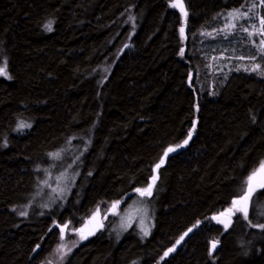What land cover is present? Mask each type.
Masks as SVG:
<instances>
[{
    "label": "trees",
    "instance_id": "1",
    "mask_svg": "<svg viewBox=\"0 0 264 264\" xmlns=\"http://www.w3.org/2000/svg\"><path fill=\"white\" fill-rule=\"evenodd\" d=\"M248 1L0 0V264H44L61 228L153 176L147 238L104 229L64 264H264V189L248 220H213L264 161V61L217 81L203 69V34ZM61 175L66 193L43 189Z\"/></svg>",
    "mask_w": 264,
    "mask_h": 264
},
{
    "label": "rangeland",
    "instance_id": "2",
    "mask_svg": "<svg viewBox=\"0 0 264 264\" xmlns=\"http://www.w3.org/2000/svg\"><path fill=\"white\" fill-rule=\"evenodd\" d=\"M253 4H255L256 7L252 8L251 12H248V9L251 8ZM176 9L180 11L179 8ZM237 10L239 13H247V15H238ZM229 13H233V16L229 17ZM181 15L185 18L182 13ZM261 17H264V6H261V0H249L240 9L229 11L227 14L223 15L224 25L221 29L203 34V42L213 39L205 45L204 49L206 53L203 54V57L207 60L203 69L210 79L214 78L213 80L217 81V79H219L218 77L222 76V74L233 71L262 75L261 61H264V46L260 45V41L264 39V35L260 32L262 28L260 24ZM226 25L228 26L226 27ZM232 25L235 26L233 27ZM253 25H255V27H252ZM244 28L248 30L244 31ZM249 33H251V35H249ZM237 45H239V47L236 49ZM126 48L128 49L129 46ZM126 48L122 51L125 52ZM257 65L259 67H257ZM262 163H264V161ZM260 166L257 169H259ZM64 177V175L58 176L52 183L44 185L43 189L48 187L49 194L51 195H63V192H67L63 186V183H66V178ZM262 179H264V176H258L253 182L255 191L247 201V217L240 211L234 210L232 213H229L228 209L233 207V205H231L224 211V215H227L229 218L219 221L222 225H227L226 227L230 226L232 223L231 218L235 216V214H240L245 220L249 219L248 216L252 196L264 189V187L258 186ZM54 188L56 189L55 192L53 191ZM113 204L106 205L103 209L97 208L78 229H65L62 233L63 239L60 238L59 245L44 264H64L69 255L73 252V249L85 240L81 238V233L78 230L83 229V235L87 237L88 232L92 229L93 225L97 223L99 217L103 226L101 230L108 229L116 240H120L131 230L138 231L143 238L149 236L153 229L155 213L158 209L157 199L153 201V199L149 197L138 196L126 206H122L119 203L118 207L115 209L112 207ZM260 214H262V211H260ZM145 232H147V235H145ZM87 238H89V236ZM215 248L213 249L211 245V254L214 252Z\"/></svg>",
    "mask_w": 264,
    "mask_h": 264
},
{
    "label": "snow or ice",
    "instance_id": "3",
    "mask_svg": "<svg viewBox=\"0 0 264 264\" xmlns=\"http://www.w3.org/2000/svg\"><path fill=\"white\" fill-rule=\"evenodd\" d=\"M172 7L174 8H179L181 13L183 14V16L186 18L188 13L187 11L185 10L184 8V5L182 2H174L172 3L171 5ZM261 6H264V0H261ZM256 5L253 4L251 6V8L248 9V12H251L252 8H255ZM237 14L238 15H244L246 16L247 13H239V11L237 10ZM233 16V13H229V17H232ZM260 24L262 26V28L260 29V32L262 35H264V17H261L260 19ZM51 25H52V21H49L48 24L45 25V28L49 31L52 30L51 28ZM228 25H226L227 27ZM233 27L235 25H232ZM252 27H255V25H253ZM248 29L247 28H244V31H247ZM180 33H181V36L183 37L184 35V28L181 27L180 28ZM249 35H251V33H249ZM260 45L261 46H264V39H262L260 41ZM181 54H183V49H181ZM257 67H259L257 65ZM0 75H7V72H6V64L4 65V67H0ZM10 78V77H9ZM20 127H30V125H26V124H21ZM191 132H189L188 134V138L184 140L183 142V145H187L188 144V141L191 139ZM183 145H180V147H182ZM172 151H175L174 148H168V150L164 153V157H167L168 155V152H172ZM51 155H59V154H51ZM164 163V160L161 159L160 160V163L156 164V168L158 169L162 164ZM258 176H264V163L261 164L260 168L257 169V170H254L253 173L248 177V179L245 181V187L241 189L240 193L238 194L239 195V198L238 199H234L232 201V205L233 207L228 209V212L229 213H232L234 210L235 211H240L242 213H244L245 217H247V210H246V205H247V201L249 200V198L251 197L252 193L255 191V188L253 186V182L254 180H256V178ZM158 177L157 176H153L151 179L153 181V183L151 184H148L146 187L144 188H136L135 191L141 196V197H149L152 195V190H153V187L155 186V180L157 179ZM46 183V182H45ZM259 187H264V179H262L258 185ZM53 191L55 192L56 189L54 188ZM118 204L119 202L117 203H114L113 204V209L117 208L118 207ZM227 226V225H226ZM260 228L264 229V224H261V225H258ZM67 225L64 226V228H66ZM64 228H61V233H63L64 231ZM192 229H189V231H191ZM80 233H81V238L82 239H86L87 237L85 235H83V229H80L78 230ZM145 235H147V232H145ZM185 235H187V233H185ZM63 239V236L61 237ZM181 239H183V237H181ZM216 246V243L213 242L212 243V248L214 249ZM37 247H39V245H37ZM175 249L174 248H170L168 249L167 252L164 253L165 256H167L170 252L174 251Z\"/></svg>",
    "mask_w": 264,
    "mask_h": 264
},
{
    "label": "water",
    "instance_id": "4",
    "mask_svg": "<svg viewBox=\"0 0 264 264\" xmlns=\"http://www.w3.org/2000/svg\"><path fill=\"white\" fill-rule=\"evenodd\" d=\"M229 217L227 215L221 214V215H217L213 218L214 221H222L224 219H228ZM102 222L100 217L97 220V223L93 225L92 229L88 232L87 237H93L95 236L101 229H102Z\"/></svg>",
    "mask_w": 264,
    "mask_h": 264
},
{
    "label": "flooded vegetation",
    "instance_id": "5",
    "mask_svg": "<svg viewBox=\"0 0 264 264\" xmlns=\"http://www.w3.org/2000/svg\"><path fill=\"white\" fill-rule=\"evenodd\" d=\"M86 239H88V238H86ZM86 239H85V240H86Z\"/></svg>",
    "mask_w": 264,
    "mask_h": 264
}]
</instances>
